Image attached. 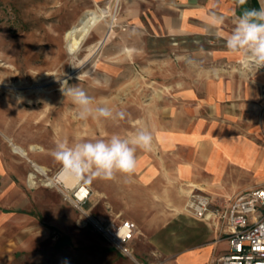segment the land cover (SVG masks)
Wrapping results in <instances>:
<instances>
[{
  "label": "rangeland",
  "instance_id": "rangeland-1",
  "mask_svg": "<svg viewBox=\"0 0 264 264\" xmlns=\"http://www.w3.org/2000/svg\"><path fill=\"white\" fill-rule=\"evenodd\" d=\"M117 8L115 0H0V149L25 160L31 210L62 242L102 236L83 225L86 216L48 182L62 168L52 155L57 142L129 137L147 128L152 149L137 150V173L145 158L163 155V127L179 105V80L189 87L197 67L234 55L225 47L234 29L220 36L170 35L160 16H115ZM65 81V90L78 86L95 101L123 111L124 118L74 119L75 106L61 90ZM82 181L90 191L83 208L91 217L124 218L116 210L130 208L131 177L86 175Z\"/></svg>",
  "mask_w": 264,
  "mask_h": 264
},
{
  "label": "crops",
  "instance_id": "crops-1",
  "mask_svg": "<svg viewBox=\"0 0 264 264\" xmlns=\"http://www.w3.org/2000/svg\"><path fill=\"white\" fill-rule=\"evenodd\" d=\"M115 4V16H160L170 35L220 36L235 28L245 10L264 7V0L243 6L234 0ZM212 12L223 17L220 25L210 23ZM233 54L197 67L189 87L179 80V105L163 127V155L145 158V167L131 176L130 208L116 211L139 228L132 258L102 237L62 242L51 235L31 210L25 160L0 149V264H216L225 256L228 240L209 220L193 215L187 202L199 194L212 206L224 205L239 192L264 186V67L244 69L242 55Z\"/></svg>",
  "mask_w": 264,
  "mask_h": 264
},
{
  "label": "clouds",
  "instance_id": "clouds-1",
  "mask_svg": "<svg viewBox=\"0 0 264 264\" xmlns=\"http://www.w3.org/2000/svg\"><path fill=\"white\" fill-rule=\"evenodd\" d=\"M247 0H234L236 6H243ZM210 23L218 26L223 17L215 12L210 14ZM226 49L239 53L243 57V68L264 67V7L259 10H245L236 22L232 33L225 41ZM192 63V61H189ZM65 81L61 90L75 106L74 119L100 122L102 120L123 119V111H114L103 103L95 101L86 91L78 86H68ZM153 135L144 127L138 128L131 136L111 135L95 141L69 144L59 141L52 152L54 158L62 165L61 171L72 177L91 176L101 179H113L118 174L131 177L137 167V150L151 151Z\"/></svg>",
  "mask_w": 264,
  "mask_h": 264
},
{
  "label": "built area",
  "instance_id": "built-area-1",
  "mask_svg": "<svg viewBox=\"0 0 264 264\" xmlns=\"http://www.w3.org/2000/svg\"><path fill=\"white\" fill-rule=\"evenodd\" d=\"M86 192L78 196L53 180V184L68 197L85 216L83 225L90 224L112 247L131 257L132 241L140 233L137 224L129 219L91 217L83 208L90 191L82 181ZM197 218L207 219L217 226L228 240V253L216 264H264V186H256L239 192L224 205L212 206L207 196L195 194L187 202Z\"/></svg>",
  "mask_w": 264,
  "mask_h": 264
},
{
  "label": "bare ground",
  "instance_id": "bare-ground-1",
  "mask_svg": "<svg viewBox=\"0 0 264 264\" xmlns=\"http://www.w3.org/2000/svg\"><path fill=\"white\" fill-rule=\"evenodd\" d=\"M87 19L88 18H86V20ZM69 35H70V37H73L75 34L70 33ZM14 150L16 152H19L21 155L26 154V152L22 148H20L19 146H14ZM33 165H34L36 170H38L40 172H44L43 167L39 166L36 163H34ZM31 177H32V175H30L29 178H31ZM53 180L61 181L65 187H67L71 192H75L78 196H82L86 192L85 186L82 185V183L80 182V177H72L69 174L62 172L61 169L58 170L56 173H54L53 177L51 176V178H48V182L53 183Z\"/></svg>",
  "mask_w": 264,
  "mask_h": 264
}]
</instances>
